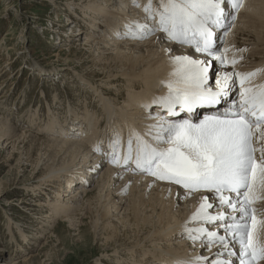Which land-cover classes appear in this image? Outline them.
<instances>
[{"label":"bare ground","instance_id":"6f19581e","mask_svg":"<svg viewBox=\"0 0 264 264\" xmlns=\"http://www.w3.org/2000/svg\"><path fill=\"white\" fill-rule=\"evenodd\" d=\"M85 1L87 0H71L69 5L65 7L67 13L69 12L70 14L68 16L65 14L64 17L58 19L57 22H61V24H57L56 22L55 26L56 28L60 27V32L65 33L67 36L68 34H74L73 37L66 36V40H62L65 42L68 39L70 42L66 44L68 48L61 49L62 51H78L81 48L80 42H84V45L88 46V50L89 48L92 49L90 57L91 67L100 69L98 74L103 76L101 78H104L103 83L107 89L101 90L95 84L94 87L91 86L93 88L91 97H94V102L99 103V106H101L102 114L106 115V121L103 122L101 120L103 117L96 118L98 115L97 111H95V116L93 113L88 114V112H85V115L81 117L85 118V121L89 125L91 124V130L80 131L79 129H82L80 125L83 123L81 122L82 124H80L81 120L74 111H69L71 121L66 120L63 125L60 124L61 122H59L56 114L54 115L49 112L51 114L49 115L50 118L42 131L38 129L34 131L33 128L19 131L20 127L17 126L16 128L15 123H9L8 118L0 114V142L9 141L12 144L13 152L11 156L13 157L16 155V150H21L17 158L16 172L15 169L13 170L15 173L18 174L17 170L21 168H23L22 171L24 172L25 164L27 167L32 166V172L35 171L40 174L38 176L41 182L40 185L51 184L52 187H57L56 189L59 186V189L65 190V193H72L77 188V185L82 187L84 184H87L97 173L101 172L100 170L103 167H106L99 178L96 189L88 191V193L91 192L92 194L96 191L94 197L88 198V203L94 198L97 205L93 203L95 207H92L88 204L85 209L82 207L78 212L74 213L75 208H77L76 204L79 202L81 196L80 192L64 196V202L49 203V198L53 196L47 190L46 194L51 195L50 197L46 196L42 200H32L33 203L26 205V210L32 214V216L28 215V217L33 218V216H36L35 221L45 224L46 228L50 226L54 228L55 218H59L58 220H61V222L69 224L68 229L70 232L79 231L77 235L80 236L75 243L81 244L83 240L87 242L97 239L104 241L108 244V248H110L111 245L117 242H123L121 245H116L109 255H117L122 251L128 258L126 259L128 264H174L178 259L194 260L202 255L211 258L212 254L220 248L219 244L210 245V251H205L199 241L194 244L183 235L186 223L190 227L201 226L190 221L193 213L199 208L202 197L208 195L206 190L188 192V190L182 189L173 183L157 180L149 173L135 170L134 164L131 168L113 164L104 154L108 151L109 140L111 137L114 138L116 134L122 136L125 146L129 132L132 129L144 135L145 139H151L147 135V128L160 117L150 116V110L143 105L145 102L150 101L153 96L167 94V82L176 78L173 75L176 64L172 56L185 54L191 55L193 59H205L206 55L196 53L194 45L177 44L173 41L161 39L164 35L162 32H158L150 39L145 40L144 38V40L135 41L133 44L130 43V38L119 37L117 29L122 24L129 20H139V16L135 12L134 15H131L130 11L127 12V9H124L128 4H125L123 0H88L86 7L81 6L85 10L81 22L85 21V17H89L91 20L88 19L90 27L98 30L96 31V36L100 37L101 40L96 41L95 37L91 35L92 33L90 34L88 31L83 32L80 29V33L76 32L78 29L75 25L72 30L70 29L69 32H65L63 27L66 24L69 22L76 23L73 21L72 15H75V13L78 15L79 11L77 12L74 6L79 5L81 2L83 4ZM146 2L147 0H138V2L137 0H132V4L137 8H134V11L137 10L142 20L146 17ZM122 4H125L124 8H122ZM4 8V11L9 9L8 6ZM240 8L239 11L231 8L228 9L230 14L235 12V20L229 19L228 21L232 24V27L228 29H213L216 33L214 47L218 49L216 55H223L225 57L224 63L215 60L214 57L209 58L212 60L209 66L210 79L213 78L215 73L218 74V79L223 77L225 72L233 75L236 86L230 99H237L239 97L240 79L236 74L264 69V0H243ZM98 15L104 17L105 20H98ZM56 37L60 38L59 35ZM4 40H7V38ZM110 49H114L116 53L104 54L105 51H109ZM96 50L99 52L98 56L94 53ZM56 55L59 56L61 54L59 52ZM233 59L236 60L235 64L232 63ZM11 64L8 63L7 67ZM39 70L44 74L43 70L40 68ZM91 77L95 78V75H91ZM211 80L209 81L210 84ZM115 81L127 82V87H125L126 92L117 89L116 95L108 98L109 95H107L106 90H109V83ZM254 85H264V71H260L250 81H246L244 86L249 87ZM212 86L215 87V85ZM119 99L123 100L120 102ZM45 101H47V98ZM225 106L220 105L216 108L198 106L191 114L180 113L175 117H171V119L179 120L191 116L194 122H198L205 116L223 110ZM128 107L130 108L126 109ZM152 111H155V109H152ZM177 111L179 112L178 108ZM1 113L5 114L3 110ZM162 114L166 115V113ZM115 119L120 125H115ZM30 121L34 125L35 120ZM75 124H78L79 128H76ZM104 125H107V127ZM114 125L117 128L114 129ZM49 134L53 136L46 137ZM67 136L69 138H66ZM258 137L259 134H257V137H254V147L258 149L257 156L259 157V150L264 148V138ZM99 138L103 142V150L98 147L100 145ZM11 156L3 160L5 162L10 161ZM89 171H91V177H89ZM52 192L55 193L57 191L53 190ZM118 200L121 202L117 203L116 201ZM28 201H30L29 198ZM125 204L127 206L123 212V217H119V219L123 223H133L135 228L139 229L134 231L136 237L131 242L127 241L128 231L117 228L115 223L111 225V217L114 214H120ZM254 207L257 209L255 213L257 218L256 238L264 242V192L259 193V198L255 202ZM113 208L114 211L112 210ZM220 210L216 209V211ZM86 219H88L87 222L85 221ZM43 224H36L34 229H32L37 230V232L27 235L17 224L18 229H15L9 223L7 227V239L10 243L14 244L13 247H10L15 251L16 255H14L16 258L8 257L5 261H0V264H46L47 261L49 264H53L54 260L60 256V251L53 249L51 252H46L42 255L41 252L35 254L32 251V248H35L39 243L38 241L44 238V232L50 230L43 227ZM204 226L211 227L210 225ZM87 229L92 232V239L89 235L85 236V233L82 235L83 231H87ZM51 232L55 233V231H49V233ZM140 232H143V234L138 237ZM17 235L23 239L24 246H21ZM175 238L177 241L181 240V242L174 243L178 244V246L170 243ZM166 243L170 245L159 250L162 246L160 244L166 245ZM26 244H32L31 247L28 246L29 251H27ZM46 244L45 241L41 250L46 248ZM193 246L194 248H191ZM15 247L17 248L16 250ZM4 251H6V247L0 246V258H2L1 253ZM147 251L154 252L155 254L160 253L158 255L146 256ZM238 255L239 253H237ZM42 257L44 258L42 259ZM233 259L235 260L236 258ZM261 263L264 264V261ZM236 264H238V260H236Z\"/></svg>","mask_w":264,"mask_h":264},{"label":"snow or ice","instance_id":"6c2138e0","mask_svg":"<svg viewBox=\"0 0 264 264\" xmlns=\"http://www.w3.org/2000/svg\"><path fill=\"white\" fill-rule=\"evenodd\" d=\"M242 2L147 0L143 21L129 20L117 29V35L122 38L138 39L159 31L164 34L161 39L194 45L196 53L206 55L205 59H193L185 54L172 56L176 78L167 82V94L153 96L143 105L150 110V116L160 117L147 128L151 139L132 129L126 146L122 136L116 134L104 153L113 164L129 168L134 164L135 170L188 192L207 191L190 221L201 226L190 227L186 223L183 235L193 243L199 241L205 251H210L213 244H219L220 248L211 258L202 255L194 260L178 259L174 264L264 261V242L257 240L255 234L257 209L254 207L259 193L264 192V148L259 150L258 157V149L254 147L257 134L258 138H264V85L244 86L264 69L236 74L240 79L237 99H230L236 86L232 74L225 72L223 77L215 79V87L209 83L212 63L209 58L225 61L223 55H216L213 29L232 27L228 21H234L235 15L228 9L238 11ZM220 105L226 106L198 122L191 116L171 119L180 113L191 114L198 106ZM98 147L103 150V142Z\"/></svg>","mask_w":264,"mask_h":264},{"label":"rangeland","instance_id":"374dc122","mask_svg":"<svg viewBox=\"0 0 264 264\" xmlns=\"http://www.w3.org/2000/svg\"><path fill=\"white\" fill-rule=\"evenodd\" d=\"M70 1L71 0H0V110L5 112V114H2L0 111V114L1 116L5 115L4 117L8 118L9 123H15L16 128L17 126L20 127L19 131H24L30 128H33L34 131L37 129L42 131L44 129V125L50 118L49 115L51 114H56L59 122H61L60 124L63 125L66 120L71 121V115L69 114L70 110L77 113V117L81 120L80 124L83 123L80 125V127H82V129H79L80 131H84L86 129H88L87 131L91 130V124L89 125L88 122L85 121V118L81 117L85 115V112H88V114L93 113L95 116V111H97L96 113L98 114V117L96 116V118L103 117L101 120H103V122L106 121V115L102 114L103 111L101 106H99V103L94 102V97H91V91H93L91 86L94 87L96 84L95 86L100 87L99 89L101 90L107 89L103 83L104 78H101L103 76L98 74L100 69L91 67L90 57L92 49L89 48L88 50V46L86 47L84 42H82L83 44L80 42L79 44H81V48H79L78 51L71 52L69 50H61L67 49L68 46L66 44L70 42L68 39L65 42L62 41L66 40L65 37L67 35L60 32L61 28H56L55 25L58 19L64 17L65 14L67 16L70 14L69 12L67 13L65 8L69 5ZM123 1L128 5L124 8L125 4H122V8L127 9V12L130 11L131 15H134L135 12L136 15L139 16L138 19L143 21L137 10L134 11V8H137L134 4H132V0ZM87 2L88 0L83 2V4H81V2V5L79 4L80 6H74L76 11H79L78 15H76V13L75 15H72V19L76 23L69 22L63 27V30L65 32H69L75 25L78 29L76 32L80 33L81 30L83 32L88 31V33H92L91 35L95 37L94 39H96V41L101 40L100 37L96 36V31L98 30L90 27L91 25L89 23L91 20L89 17H85V21L81 22V18H83L82 15H84L85 11L81 8V6L86 7ZM6 6H8L9 9L4 11V7ZM99 17L100 16L98 15V20H105L104 17ZM57 24H61V22H57ZM158 32L149 35L145 38V40L150 39ZM58 35L60 37L59 39L56 37ZM68 36L73 37L74 34H68ZM5 38H7V40H4ZM130 40V43L132 44L135 43V41H140V39L135 38H130ZM59 52L61 55H56ZM94 53L98 56L99 52L96 50ZM108 53L114 54L116 51L114 49H110L109 51L107 50L104 52V54ZM8 63L12 64L7 67ZM39 68L43 70L42 72L44 74L40 72ZM91 75H95V78L91 77ZM217 75L218 74L215 73L213 78H211L212 80L210 79L211 85H215L214 80L218 79ZM125 87H127V82L125 81H115L113 83H109V90H106L107 95H109L108 98L112 96L114 97L117 89L126 92ZM84 88H86L87 91ZM46 98L47 101H45ZM122 100L123 99H119L120 102ZM129 108L130 107L126 109ZM30 120H35V126ZM77 123L79 124L78 121ZM78 124H75L74 126H77ZM115 125H120V123L116 120ZM115 125L114 129L117 128ZM78 126L76 128H79ZM104 126L107 127V125ZM48 136L53 135H46V137ZM66 138L69 137L67 136ZM98 141L101 143L102 140L99 138ZM8 142L9 141L0 142V246L6 247V251L1 253L2 258H0V261H5L8 257H12L13 259L16 258L15 251L11 248L14 244L10 243L7 239V227L9 223L12 224L15 229L17 228V224L23 231L26 232L27 235H32L37 232V230H33L36 224H43L39 221H35L36 216H33V218L28 217V215L32 216V214L28 213L29 211L25 208L26 205L33 203L32 200H42L46 196L50 197L51 195L53 197L49 198V203H57V201L64 202V196L80 192L81 196L79 202L76 204L77 208H75L74 213L78 212L82 207L85 209L88 204L95 207L94 204H96V202L94 201V198L91 199L89 203L88 198L94 197L96 191H94L93 194L91 192L88 193V191L96 189L99 178L106 168L103 167V169L100 170L101 172L97 173L93 179L90 180V182H87V184H84L82 187L77 185V188L74 189L72 193H65V190H60L58 185H55L58 186V189H56L57 187H52L51 184L40 185L41 182L38 179L40 174L35 171L32 172V166L27 167L25 163H22L25 164V171L23 172V168H21L17 170L18 174L15 173L17 168V158L21 150H16V155L14 157L11 156L13 152L12 144ZM10 156V161L8 160L5 162L3 160L9 158ZM14 169L15 172L13 171ZM89 172V177H91V171ZM47 190L51 192V195L46 194ZM53 190H56L58 194H56L57 192H52ZM28 198L30 201H28ZM116 202L120 203L121 201L118 200ZM126 206L127 204L124 205L120 214H114V216L111 217V225L112 223H115L117 228H120L123 231H128L129 235L127 241L131 242L135 240L134 237H136L134 235V231L139 229H136L133 223H123L119 219V217H123V212ZM112 210L114 211V208ZM58 219L59 218H55L54 228L53 226L46 228L45 224H43V227L46 229L49 228V231H55V233L53 234L52 232L49 233V231H45L44 238L38 241L39 245L37 244L35 248H32L33 253L38 254L41 252L42 255L46 252H51L53 249L60 251V256L54 260L53 264H128V261H126L128 258L122 251L117 255H109L116 245H121L123 242H117L108 248V244L104 241L92 239V232L87 229L88 232L83 231L82 235L85 233V236L89 235L92 240L86 242V240L82 239L83 241L81 242L83 244L75 243L80 236L77 235L79 231L70 232L68 229L69 224L63 223ZM85 221L87 222L88 219ZM142 234L143 232H140L138 237L142 236ZM18 238L21 242V246H24L25 244L24 241H22L23 239L21 236H18ZM45 241L47 243L46 248L41 250ZM175 242H181V240L177 241L175 238V240L170 243L174 246H178V244H174ZM26 245L27 251H29V247H31L32 244ZM160 245L162 246L159 250L170 244L166 243V245ZM191 248H194V246ZM16 249L17 248L15 247V250ZM20 249L22 248L20 247ZM22 250L24 251V249ZM146 253V256H152L158 255L160 252L155 254L154 252L152 253L151 251H147ZM43 258L44 257H42V259ZM46 264H49V262L47 261Z\"/></svg>","mask_w":264,"mask_h":264}]
</instances>
